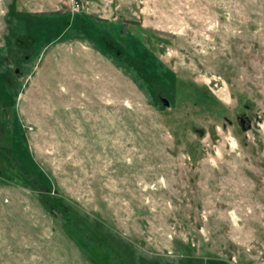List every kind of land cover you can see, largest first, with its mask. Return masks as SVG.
Wrapping results in <instances>:
<instances>
[{"label":"rangeland","instance_id":"1","mask_svg":"<svg viewBox=\"0 0 264 264\" xmlns=\"http://www.w3.org/2000/svg\"><path fill=\"white\" fill-rule=\"evenodd\" d=\"M0 264H264V0H0Z\"/></svg>","mask_w":264,"mask_h":264},{"label":"trees","instance_id":"2","mask_svg":"<svg viewBox=\"0 0 264 264\" xmlns=\"http://www.w3.org/2000/svg\"><path fill=\"white\" fill-rule=\"evenodd\" d=\"M51 15H56V13H51ZM79 16L80 15H77L76 16L77 18L75 20H80L79 19ZM82 17H85L86 20H84L83 22H74V26L80 28L81 27V23H83L84 27H86L87 24H88V37L90 39L98 40L99 43L102 46V49H104L103 46H105L106 48L104 50H108V49L111 50L112 46H110L111 48L108 47V46L110 45V43H112L111 42L112 40H110L108 38V36H110V35L107 32V28L101 27V25L99 23H97L95 20H91L90 18H87L85 15L82 16ZM61 26H62V24H61ZM78 33L79 34H87V33H83L82 31H78ZM131 41H133V40H131ZM115 46H117V45L115 44ZM117 48L119 49L118 46H117ZM12 160H13L12 161V165L21 172V170H20V167H21L20 163L17 162L14 158H12ZM26 175L29 178V175L27 174V172H26ZM34 177L37 179V175L36 174H33V178ZM61 207H62V211L64 212V214H68V216H69V218H67V220L68 221H72L73 220V217L68 212V208L65 205L64 206L61 205Z\"/></svg>","mask_w":264,"mask_h":264},{"label":"flooded vegetation","instance_id":"3","mask_svg":"<svg viewBox=\"0 0 264 264\" xmlns=\"http://www.w3.org/2000/svg\"><path fill=\"white\" fill-rule=\"evenodd\" d=\"M242 121H243V119H242ZM242 121H241V123H242Z\"/></svg>","mask_w":264,"mask_h":264}]
</instances>
